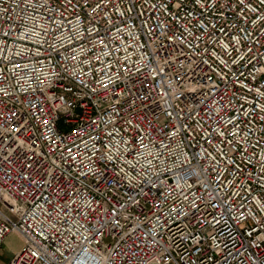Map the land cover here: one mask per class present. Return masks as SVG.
<instances>
[{
  "label": "built area",
  "instance_id": "built-area-1",
  "mask_svg": "<svg viewBox=\"0 0 264 264\" xmlns=\"http://www.w3.org/2000/svg\"><path fill=\"white\" fill-rule=\"evenodd\" d=\"M6 264H264V0H0Z\"/></svg>",
  "mask_w": 264,
  "mask_h": 264
},
{
  "label": "rangeland",
  "instance_id": "rangeland-1",
  "mask_svg": "<svg viewBox=\"0 0 264 264\" xmlns=\"http://www.w3.org/2000/svg\"><path fill=\"white\" fill-rule=\"evenodd\" d=\"M20 244V237L14 233L7 235L0 247V264L6 263L15 251V249Z\"/></svg>",
  "mask_w": 264,
  "mask_h": 264
},
{
  "label": "crops",
  "instance_id": "crops-1",
  "mask_svg": "<svg viewBox=\"0 0 264 264\" xmlns=\"http://www.w3.org/2000/svg\"><path fill=\"white\" fill-rule=\"evenodd\" d=\"M19 245H20V244H19ZM19 245H18L15 249H13V250L16 251V250L18 249ZM6 262H7V261H6ZM3 264H6V263H3Z\"/></svg>",
  "mask_w": 264,
  "mask_h": 264
}]
</instances>
